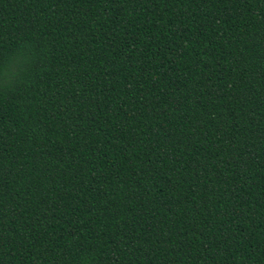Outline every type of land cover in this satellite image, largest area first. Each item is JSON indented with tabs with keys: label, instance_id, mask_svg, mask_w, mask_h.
I'll list each match as a JSON object with an SVG mask.
<instances>
[{
	"label": "trees",
	"instance_id": "16d2710c",
	"mask_svg": "<svg viewBox=\"0 0 264 264\" xmlns=\"http://www.w3.org/2000/svg\"><path fill=\"white\" fill-rule=\"evenodd\" d=\"M0 264H264V0H0Z\"/></svg>",
	"mask_w": 264,
	"mask_h": 264
}]
</instances>
